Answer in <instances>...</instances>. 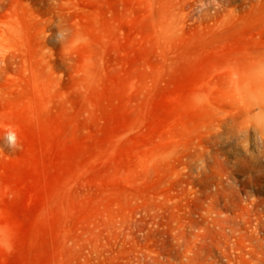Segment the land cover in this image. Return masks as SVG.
Here are the masks:
<instances>
[{
    "label": "rangeland",
    "instance_id": "obj_1",
    "mask_svg": "<svg viewBox=\"0 0 264 264\" xmlns=\"http://www.w3.org/2000/svg\"><path fill=\"white\" fill-rule=\"evenodd\" d=\"M0 264H264V0H0Z\"/></svg>",
    "mask_w": 264,
    "mask_h": 264
},
{
    "label": "clouds",
    "instance_id": "obj_2",
    "mask_svg": "<svg viewBox=\"0 0 264 264\" xmlns=\"http://www.w3.org/2000/svg\"><path fill=\"white\" fill-rule=\"evenodd\" d=\"M66 35H67L66 32H61L58 30L57 34H56L57 42H60L61 40H63ZM85 40H86V38L80 37L77 39L76 43H80V42H83ZM4 140H5L6 146L9 149L18 150V148H17V134H16V131L12 127H8L6 134L4 136Z\"/></svg>",
    "mask_w": 264,
    "mask_h": 264
}]
</instances>
